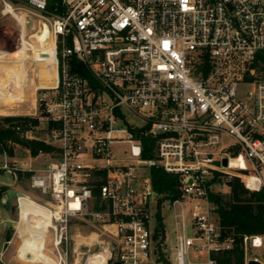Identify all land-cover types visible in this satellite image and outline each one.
<instances>
[{
	"label": "built area",
	"instance_id": "obj_1",
	"mask_svg": "<svg viewBox=\"0 0 264 264\" xmlns=\"http://www.w3.org/2000/svg\"><path fill=\"white\" fill-rule=\"evenodd\" d=\"M0 1L31 21L19 24L17 52L31 63L34 117L41 111L53 147L40 150L50 158L41 168L6 162L0 171L30 173V188L46 196L35 201L51 214L45 249L55 264H87L101 251L105 264H165L153 166L180 179V196L165 202L175 216L172 264H217L213 255L233 250L211 193L236 178L264 191V0ZM43 29L45 48L33 38ZM43 66L51 85H41ZM145 127L157 138L153 159L143 157ZM85 227L96 231L84 236ZM243 247L245 264H264L250 252L263 236ZM192 252L204 257L193 262Z\"/></svg>",
	"mask_w": 264,
	"mask_h": 264
},
{
	"label": "rangeland",
	"instance_id": "obj_2",
	"mask_svg": "<svg viewBox=\"0 0 264 264\" xmlns=\"http://www.w3.org/2000/svg\"><path fill=\"white\" fill-rule=\"evenodd\" d=\"M4 6L0 1V52L13 54L18 51L20 47V25L15 17H13L10 14H4ZM35 18V17H34ZM26 19V25L29 29L30 26H32L31 21L27 16H25ZM9 60L4 64V67H13L15 63L13 61ZM1 64V63H0ZM6 65V66H5ZM3 66V65H2ZM6 67V68H7ZM2 68H0L1 73ZM3 76V75H2ZM26 96H30L29 94H26ZM27 98V97H26ZM33 100V96L29 99V105L19 107H12L8 109L7 107H3V105L0 106V127L2 124H4V118L7 116H15V114H29L31 113V103ZM20 101H16L11 103L8 106H14V104H18ZM1 110H4V112H1ZM12 111V114H6L7 112ZM126 115L128 118V121L135 125L144 127L147 125V121L143 119L142 117H139L135 115L134 113L125 110ZM43 115L41 114V111H38V125H33L32 127V135L33 137H37L40 140H47L49 137V131L47 122L44 121ZM10 148L13 149V155H10L9 152H4L0 154V165L8 162L10 165H13L15 162L19 164L25 165L28 163L27 167H33V161L30 160L28 157V154L26 152V147L15 144V143H9L8 144ZM127 146H121L120 148L115 147V150L118 152L119 150L127 149ZM48 158L42 157L38 161L39 165H45L47 163ZM36 166H38L36 164ZM15 183V184H14ZM30 175H18V179L16 180V177L7 171H0V188L6 187V191L3 192L2 198L0 199V220L3 219V221H0V264H32L23 262L18 258V251L21 245V239L18 234V223L20 221L21 217V209L19 204V197H18V190L20 192L24 193L27 198V195H30L32 200H36L38 202H43L47 198L44 196L41 191L34 190L30 188ZM25 191V192H24ZM216 193L223 195L225 199L228 200V196L230 194V187L229 186H223L221 188H217L214 190ZM161 216L163 218L164 223V229L165 234L167 236V244H166V256L168 259V264H172V252L176 245V229H175V216L171 209H169L166 204H162L161 207ZM158 220V219H157ZM153 224H155V220L153 221ZM82 231V234L84 236L90 235L92 231H96L94 228L91 227H85L80 228ZM76 230L73 229V233L75 234ZM264 238V236H263ZM83 239H78V242H82ZM90 241V240H89ZM50 246V245H49ZM97 249L96 247H91V254L95 253ZM81 251L86 252L87 247H82ZM252 256H257L259 259L264 261V247L261 249H251L250 250ZM84 260L86 259V256H83ZM204 257L203 254H195L192 252L191 259L193 262H199L201 258ZM83 260V262H84ZM43 264V263H38Z\"/></svg>",
	"mask_w": 264,
	"mask_h": 264
},
{
	"label": "trees",
	"instance_id": "obj_3",
	"mask_svg": "<svg viewBox=\"0 0 264 264\" xmlns=\"http://www.w3.org/2000/svg\"><path fill=\"white\" fill-rule=\"evenodd\" d=\"M74 71L88 78L92 83L93 79L89 70L83 66L76 58H72ZM38 120L29 116H7L4 124L0 127V154L9 152L13 155V149L9 143L20 144L31 150L33 156H37L40 150L51 152L53 147L44 140L25 139L21 136V131L31 130L33 125H38ZM145 127L138 131L142 145L143 157L145 159L155 158V148L157 138L153 134H146ZM30 176L31 174L28 173ZM151 177L155 192L158 194L159 212L157 214L158 228L156 238L162 234L165 237L163 218L161 216V205L165 202H173L180 196V179L178 175L166 172L160 166L151 168ZM230 194L228 200L221 194L211 193V199L217 205V213L220 225L226 236L236 239L233 250L222 254L213 255L217 264H245V250L243 241L246 236H264V191L251 192L245 188L240 179L236 178L229 183ZM6 187L0 188V199ZM165 264L168 260L163 257Z\"/></svg>",
	"mask_w": 264,
	"mask_h": 264
},
{
	"label": "bare ground",
	"instance_id": "obj_4",
	"mask_svg": "<svg viewBox=\"0 0 264 264\" xmlns=\"http://www.w3.org/2000/svg\"><path fill=\"white\" fill-rule=\"evenodd\" d=\"M4 14H12V16L15 17L19 22V24L24 26L25 30L28 29L25 16L19 14L17 11H14L13 8H6L4 10ZM44 30L45 29H43V32H40L37 35L39 38H37L36 36H34L33 38L36 43L40 42V44H42V46L45 48L46 46H48V33ZM13 54H20L22 56L20 57V59H28L24 51L15 52ZM0 58L3 59V56H0ZM46 59H48V62L51 61L49 60V56H46ZM50 69V67L46 68L45 66H43L42 68L41 85L43 86L52 84L51 82L46 83V80H44L48 74L49 78H51V76L52 78L55 77L54 75L50 76ZM25 80L26 74H22L20 82L24 83ZM15 86L16 85H14V87ZM14 94L17 97H22L23 91L19 92L15 87ZM19 204L21 209V217L18 223V234L21 239V245L18 251V258L22 261L32 264H55V259L47 254L45 249L48 227L51 219L50 212L36 201L24 196L20 197ZM94 237L95 236L93 234L91 237H88L85 240L89 241ZM105 255L106 254L102 251L95 253L90 257L87 264H105Z\"/></svg>",
	"mask_w": 264,
	"mask_h": 264
},
{
	"label": "crops",
	"instance_id": "obj_5",
	"mask_svg": "<svg viewBox=\"0 0 264 264\" xmlns=\"http://www.w3.org/2000/svg\"><path fill=\"white\" fill-rule=\"evenodd\" d=\"M0 56H3V59H4L3 60V59L0 58V63H1L0 64V68H2V70H3L0 73V104L3 105V107L4 106L7 107L8 109H10L12 107H19V108H21L22 106L29 105V99H30V97L33 96V90H32L33 89L32 88L33 85L31 84V80L33 78V75H32V72H31V63L28 62V61H24L25 59L24 60L22 58L20 59V57H17L18 56L17 54H8V53L0 52ZM9 60L11 62L13 61V63H15V65L13 67H9V68L6 65L5 66L7 68L4 67V64H2V63H6ZM22 74H26V80H25L24 83L23 82H20V79H21ZM27 79H29L28 80V84H27ZM14 85H16L15 87L17 88V91H19V92L23 91V96L22 97L21 96H18L17 97L14 94V91H15ZM26 94H29L30 96L28 97V96H26ZM16 101H20V102L18 104H14V106H8L11 103L16 102ZM22 101H24V102H22ZM1 112H4V110H1ZM36 112H37L36 111V107H35L34 102L32 100V103H31V113H29V114H23V113L22 114H15V116H23V117L29 116L31 118L37 119V117H34V114ZM6 114L11 115L12 114V111L7 112ZM34 138L35 139H39L37 137H34ZM26 152H27L28 157L30 158V160L33 161V165H34L33 168H41V167H43V165H39L38 164V161L42 157H47L48 160H50V158H49L48 155H37V156H33L31 154V150L28 149V148H26ZM26 164H28V163H26ZM36 164L38 166H36ZM25 174H28V173H20L19 175H25ZM18 192H20V190H18ZM0 221H3V219L0 220Z\"/></svg>",
	"mask_w": 264,
	"mask_h": 264
},
{
	"label": "water",
	"instance_id": "obj_6",
	"mask_svg": "<svg viewBox=\"0 0 264 264\" xmlns=\"http://www.w3.org/2000/svg\"><path fill=\"white\" fill-rule=\"evenodd\" d=\"M46 29H47V27H46ZM166 136H167L166 134H159L157 137H158L159 139H163V138H165ZM224 164L227 165V159L224 160ZM18 196H19V197H21V196H25V194L22 193V192H18ZM109 264H112V261H111V260L109 261ZM115 264H119V263L116 262ZM248 264H262V263L253 259V260H250Z\"/></svg>",
	"mask_w": 264,
	"mask_h": 264
}]
</instances>
